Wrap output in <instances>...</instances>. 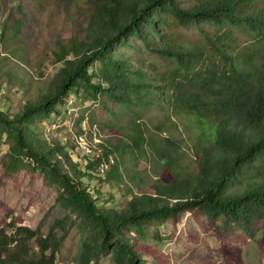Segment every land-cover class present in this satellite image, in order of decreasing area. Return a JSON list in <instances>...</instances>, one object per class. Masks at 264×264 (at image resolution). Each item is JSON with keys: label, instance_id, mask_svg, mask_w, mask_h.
Listing matches in <instances>:
<instances>
[{"label": "trees", "instance_id": "1", "mask_svg": "<svg viewBox=\"0 0 264 264\" xmlns=\"http://www.w3.org/2000/svg\"><path fill=\"white\" fill-rule=\"evenodd\" d=\"M82 1L85 26L80 36L56 46L60 67L50 87L12 116L0 112V123L14 128L27 157L62 184L73 212L96 224L98 252L113 247L115 264H150L144 255L155 256L120 235L122 228L134 225L142 236L148 222H176L183 213L226 219L264 247V0ZM200 22L212 27L208 36L182 33L189 27L203 32ZM236 33L257 40L260 63L233 53ZM119 45L134 54H117ZM80 90L134 108L123 141L100 146L101 172L113 161L122 165L128 153L134 161L146 158L158 174L121 209L97 206L96 193L83 185L76 165L67 166L60 146L25 141L21 133L22 121L53 112L55 102ZM37 234L27 226H0V264H55L51 238Z\"/></svg>", "mask_w": 264, "mask_h": 264}, {"label": "rangeland", "instance_id": "2", "mask_svg": "<svg viewBox=\"0 0 264 264\" xmlns=\"http://www.w3.org/2000/svg\"><path fill=\"white\" fill-rule=\"evenodd\" d=\"M82 3L0 0L1 113L12 116L50 87L60 67L54 58L56 46L82 34L88 12ZM198 27L203 32L189 27L182 33L188 38H202L212 29L206 22H200ZM232 44L234 54L242 52L255 64L262 61L261 47L252 35L236 33ZM133 51L126 45L116 48L122 55L134 54ZM86 94L81 90L67 93L54 103L53 112L34 114L22 121L26 130L21 133L25 141L37 138L60 146L67 166L76 165L83 185L92 195L96 193L97 206L121 209L134 192L152 185L158 174L146 158L140 156L134 161L128 153L122 165L112 159L108 169L101 172L100 146L123 141L127 126L133 125L134 108L127 109L105 96L94 100ZM14 131L0 123V226H27L38 232L37 237H50L56 247L55 264H81L84 259L87 264H115L113 247L106 245L98 252L101 241L96 224L73 212L62 184L27 157L17 145ZM89 148L91 154L85 151ZM98 156L100 162L96 160ZM89 162L93 166L88 172ZM109 173L112 180H108ZM120 235L154 253L155 256L144 255L150 264H264V247L226 219L212 221L205 215L183 213L176 222H148L142 236L134 225L122 228ZM32 248L36 249L35 243Z\"/></svg>", "mask_w": 264, "mask_h": 264}, {"label": "bare ground", "instance_id": "3", "mask_svg": "<svg viewBox=\"0 0 264 264\" xmlns=\"http://www.w3.org/2000/svg\"><path fill=\"white\" fill-rule=\"evenodd\" d=\"M85 151H86L87 154H91L90 148L89 149H85Z\"/></svg>", "mask_w": 264, "mask_h": 264}]
</instances>
